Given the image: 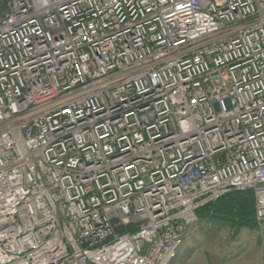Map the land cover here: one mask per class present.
I'll list each match as a JSON object with an SVG mask.
<instances>
[{"label": "built area", "instance_id": "1", "mask_svg": "<svg viewBox=\"0 0 264 264\" xmlns=\"http://www.w3.org/2000/svg\"><path fill=\"white\" fill-rule=\"evenodd\" d=\"M235 191L264 233V0H0V264H170Z\"/></svg>", "mask_w": 264, "mask_h": 264}, {"label": "rangeland", "instance_id": "2", "mask_svg": "<svg viewBox=\"0 0 264 264\" xmlns=\"http://www.w3.org/2000/svg\"><path fill=\"white\" fill-rule=\"evenodd\" d=\"M181 249L170 264H264L263 233L221 223L194 225Z\"/></svg>", "mask_w": 264, "mask_h": 264}, {"label": "trees", "instance_id": "3", "mask_svg": "<svg viewBox=\"0 0 264 264\" xmlns=\"http://www.w3.org/2000/svg\"><path fill=\"white\" fill-rule=\"evenodd\" d=\"M199 222L221 223L230 227L236 226L239 230L260 231L255 217L254 193L235 191L207 205L198 211V221L195 225Z\"/></svg>", "mask_w": 264, "mask_h": 264}, {"label": "crops", "instance_id": "4", "mask_svg": "<svg viewBox=\"0 0 264 264\" xmlns=\"http://www.w3.org/2000/svg\"><path fill=\"white\" fill-rule=\"evenodd\" d=\"M182 250V249H181ZM204 257H205V255H204Z\"/></svg>", "mask_w": 264, "mask_h": 264}]
</instances>
